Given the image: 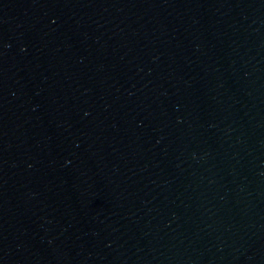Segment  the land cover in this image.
Returning <instances> with one entry per match:
<instances>
[{
	"label": "water",
	"instance_id": "1",
	"mask_svg": "<svg viewBox=\"0 0 264 264\" xmlns=\"http://www.w3.org/2000/svg\"><path fill=\"white\" fill-rule=\"evenodd\" d=\"M0 264H264V0H0Z\"/></svg>",
	"mask_w": 264,
	"mask_h": 264
}]
</instances>
